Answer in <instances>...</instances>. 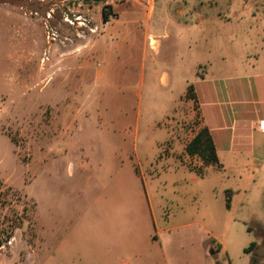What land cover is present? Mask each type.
Masks as SVG:
<instances>
[{
    "label": "rangeland",
    "instance_id": "374dc122",
    "mask_svg": "<svg viewBox=\"0 0 264 264\" xmlns=\"http://www.w3.org/2000/svg\"><path fill=\"white\" fill-rule=\"evenodd\" d=\"M240 61L223 88L264 69V0H0V264H94L75 253L144 208L170 246L264 264V135H234L235 170L184 169L199 115L171 102L191 69Z\"/></svg>",
    "mask_w": 264,
    "mask_h": 264
},
{
    "label": "crops",
    "instance_id": "0c3cea01",
    "mask_svg": "<svg viewBox=\"0 0 264 264\" xmlns=\"http://www.w3.org/2000/svg\"><path fill=\"white\" fill-rule=\"evenodd\" d=\"M145 48H147V45H145ZM257 63H260L259 59ZM241 65V61L238 64L228 65L222 62L218 64L209 62L206 73H196V69L192 72L191 69L190 75L185 76L180 83L183 86L182 90L171 92L172 103L176 104L181 101L187 107L193 104L196 106L195 109L199 115L196 126L198 125L200 129L202 127L209 129L219 159L216 166H222L223 169L230 170L236 169V163L230 161H228L230 163H227L225 157L236 155L238 152L234 146V135L245 129L260 136L264 135V108L260 110L258 115L259 129H256L252 120L255 119L257 112H249L247 107V104L251 101V98H247L249 93L262 98L264 89L259 88V78L264 79V69L253 73L255 82L249 90L245 91L242 87H222V77L239 76L243 71ZM189 86L193 87V97L188 96ZM262 102H264V99L261 100L258 97L252 99L254 105ZM193 116L194 111H191L190 117ZM261 124L263 125L261 126ZM198 131L196 129L194 134H191V131H186L185 134L181 135L183 151L180 158L184 169H198L205 166L199 155H190L186 151L187 144ZM256 149H259L264 158V142L262 140H260L259 147L252 149V154H255ZM143 196L141 192L138 193L137 205H144L145 198ZM149 221L145 208L141 215L114 217L108 223L106 246H104V239L101 236L99 242L89 250L75 253L77 255L75 259L80 258L81 254L84 256L90 255L92 260L98 261L94 264H218L216 254L226 250L224 243L216 238L206 244L201 243L199 249L196 250H190L187 246L175 248L169 245V241L166 242L160 237V231L151 232L149 230ZM139 226L142 228L141 231ZM182 242V244H188L186 240H182ZM50 254L51 252H49ZM91 263L81 262L76 264Z\"/></svg>",
    "mask_w": 264,
    "mask_h": 264
},
{
    "label": "trees",
    "instance_id": "16d2710c",
    "mask_svg": "<svg viewBox=\"0 0 264 264\" xmlns=\"http://www.w3.org/2000/svg\"><path fill=\"white\" fill-rule=\"evenodd\" d=\"M188 91H190V95L192 93V96L190 97H193L192 86H189ZM186 151L190 155H199L206 166L216 165L219 162L213 137L207 127H202L197 132L194 138L187 144ZM255 245L256 243L253 242L250 245V248L254 247Z\"/></svg>",
    "mask_w": 264,
    "mask_h": 264
},
{
    "label": "built area",
    "instance_id": "2783aa9c",
    "mask_svg": "<svg viewBox=\"0 0 264 264\" xmlns=\"http://www.w3.org/2000/svg\"><path fill=\"white\" fill-rule=\"evenodd\" d=\"M263 124H261V126H262Z\"/></svg>",
    "mask_w": 264,
    "mask_h": 264
}]
</instances>
